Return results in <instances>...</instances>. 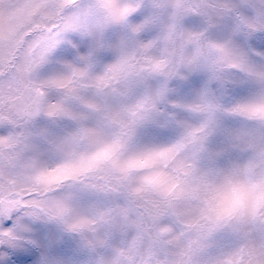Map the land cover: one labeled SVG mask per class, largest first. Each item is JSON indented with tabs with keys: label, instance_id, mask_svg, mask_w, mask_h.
Listing matches in <instances>:
<instances>
[{
	"label": "snow or ice",
	"instance_id": "obj_1",
	"mask_svg": "<svg viewBox=\"0 0 264 264\" xmlns=\"http://www.w3.org/2000/svg\"><path fill=\"white\" fill-rule=\"evenodd\" d=\"M0 264H264V0H0Z\"/></svg>",
	"mask_w": 264,
	"mask_h": 264
}]
</instances>
